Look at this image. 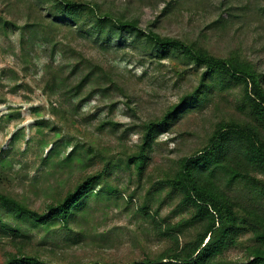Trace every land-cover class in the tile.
<instances>
[{"label": "rangeland", "instance_id": "1", "mask_svg": "<svg viewBox=\"0 0 264 264\" xmlns=\"http://www.w3.org/2000/svg\"><path fill=\"white\" fill-rule=\"evenodd\" d=\"M85 1L213 56L238 54L264 75V0ZM47 15V5L36 0H0V16L10 23H0V193L43 213L85 177L102 173L95 189L102 194L87 199V212L67 227L33 228L0 212V222L27 235L14 238L0 231V264L19 254L43 264L158 258L171 247L164 236L167 227L185 216L177 208L178 195L161 182L180 158L204 147L217 123L248 120L236 109L237 89H221L205 76L213 89L156 139L139 174L126 161L139 149L142 124L158 119L197 88L204 69L175 58L150 59L142 43L132 45L129 36L122 45L103 50L75 30L46 26ZM34 23L38 25L28 28ZM89 63L96 70L77 97L69 96L65 90L78 84ZM109 78L122 91H98L107 88ZM73 152L83 161L67 162ZM235 190L233 196L242 193ZM143 204L153 217L140 210ZM194 233L188 229L177 235L178 242ZM246 244L242 240L227 252L224 264H241Z\"/></svg>", "mask_w": 264, "mask_h": 264}, {"label": "trees", "instance_id": "2", "mask_svg": "<svg viewBox=\"0 0 264 264\" xmlns=\"http://www.w3.org/2000/svg\"><path fill=\"white\" fill-rule=\"evenodd\" d=\"M47 5L46 26L75 30L81 36L93 38L103 48L111 44L122 45L126 36L131 44L141 42V48L150 59H180L185 65L204 69L202 82L190 94L166 110L155 120L142 124L141 143L135 155L126 164H132L140 174L144 169L146 154L152 150L156 139L167 133L170 125L200 103L202 96L213 89L210 81L221 89H237L236 109L244 112L248 120L219 122L215 125L204 147L190 156L182 157L171 175H166L161 185L171 194H177L179 213H185L175 225L167 227L164 236L171 247L167 253L155 259H143L128 264H224L227 252L237 248L242 240L241 264H264V75L238 54L227 58L211 55L194 43L186 44L177 39L160 37L153 31L143 30L134 20L116 17L98 2L85 0H36ZM170 4L166 5L168 9ZM10 24L0 16V23ZM36 24V25H35ZM38 23L28 28L36 27ZM45 27H42L44 31ZM77 69V65L73 66ZM77 85L65 93L77 97L80 88L88 81L95 67L89 63ZM94 67V68H93ZM96 70V69H95ZM107 88L122 91L118 81L109 78ZM212 82V81H211ZM52 156L53 148L49 150ZM79 152L66 156L67 162L83 161ZM48 158V156L46 157ZM103 174L87 176L63 199L48 206L43 213L30 210L22 202L0 193V212L17 223H28L33 228H49L56 223L63 226L84 216L87 199L102 194L95 191ZM236 189L242 193L237 196ZM143 204L140 210L146 212ZM0 231L14 238H27L21 228L0 222ZM194 229V237L180 244L177 235ZM3 264H43L38 258L19 254L10 256Z\"/></svg>", "mask_w": 264, "mask_h": 264}]
</instances>
